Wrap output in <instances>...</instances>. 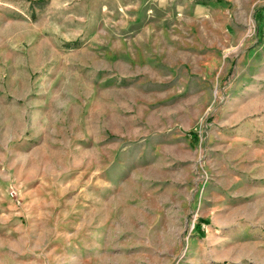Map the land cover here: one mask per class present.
Masks as SVG:
<instances>
[{
	"label": "rangeland",
	"instance_id": "1",
	"mask_svg": "<svg viewBox=\"0 0 264 264\" xmlns=\"http://www.w3.org/2000/svg\"><path fill=\"white\" fill-rule=\"evenodd\" d=\"M0 264H264V0H0Z\"/></svg>",
	"mask_w": 264,
	"mask_h": 264
}]
</instances>
